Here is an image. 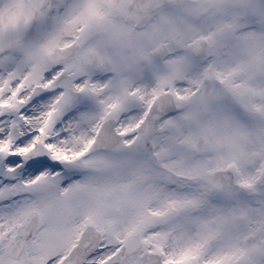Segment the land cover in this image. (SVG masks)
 <instances>
[{
  "label": "snow or ice",
  "instance_id": "6c2138e0",
  "mask_svg": "<svg viewBox=\"0 0 264 264\" xmlns=\"http://www.w3.org/2000/svg\"><path fill=\"white\" fill-rule=\"evenodd\" d=\"M0 264H264V0H0Z\"/></svg>",
  "mask_w": 264,
  "mask_h": 264
}]
</instances>
